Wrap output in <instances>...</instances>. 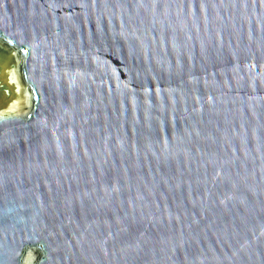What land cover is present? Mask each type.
I'll list each match as a JSON object with an SVG mask.
<instances>
[{
	"label": "water",
	"instance_id": "1",
	"mask_svg": "<svg viewBox=\"0 0 264 264\" xmlns=\"http://www.w3.org/2000/svg\"><path fill=\"white\" fill-rule=\"evenodd\" d=\"M0 264H264V0H0Z\"/></svg>",
	"mask_w": 264,
	"mask_h": 264
}]
</instances>
